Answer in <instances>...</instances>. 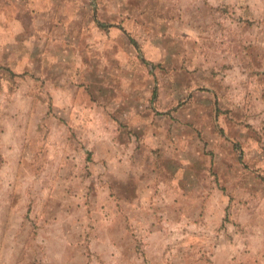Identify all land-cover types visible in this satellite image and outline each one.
<instances>
[{
	"label": "rangeland",
	"instance_id": "1",
	"mask_svg": "<svg viewBox=\"0 0 264 264\" xmlns=\"http://www.w3.org/2000/svg\"><path fill=\"white\" fill-rule=\"evenodd\" d=\"M0 264H264V0H0Z\"/></svg>",
	"mask_w": 264,
	"mask_h": 264
}]
</instances>
